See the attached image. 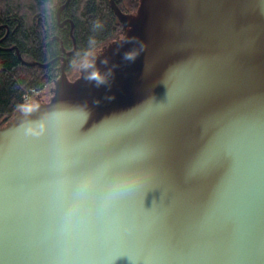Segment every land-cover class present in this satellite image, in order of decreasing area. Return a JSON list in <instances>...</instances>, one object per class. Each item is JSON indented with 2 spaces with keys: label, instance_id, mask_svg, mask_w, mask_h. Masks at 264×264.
<instances>
[{
  "label": "water",
  "instance_id": "1",
  "mask_svg": "<svg viewBox=\"0 0 264 264\" xmlns=\"http://www.w3.org/2000/svg\"><path fill=\"white\" fill-rule=\"evenodd\" d=\"M109 3L111 88L59 56L50 99L27 103L62 117L0 127V264H264V0ZM124 34L147 45L135 62Z\"/></svg>",
  "mask_w": 264,
  "mask_h": 264
},
{
  "label": "trees",
  "instance_id": "2",
  "mask_svg": "<svg viewBox=\"0 0 264 264\" xmlns=\"http://www.w3.org/2000/svg\"><path fill=\"white\" fill-rule=\"evenodd\" d=\"M65 1L55 0V11L48 16L46 0H0V127L12 119L19 104L25 103L24 94L32 93V89L40 93L52 88L61 74V59L57 57L65 56L66 69H71L69 62L73 53L86 48L90 37L98 41L99 50L120 35L122 23L109 0H70L61 12L62 21H67L65 26H60L57 9ZM116 1L125 11L134 7L135 2ZM70 20L74 23L73 36ZM96 20L102 23V28L94 32L92 26ZM73 37L76 47L72 51ZM61 40L68 52L63 50ZM14 45L25 60L57 59L47 67L28 65L19 58L17 50L11 48Z\"/></svg>",
  "mask_w": 264,
  "mask_h": 264
},
{
  "label": "clouds",
  "instance_id": "3",
  "mask_svg": "<svg viewBox=\"0 0 264 264\" xmlns=\"http://www.w3.org/2000/svg\"><path fill=\"white\" fill-rule=\"evenodd\" d=\"M45 9L48 16L52 15L55 11V0H46ZM92 28L95 32L102 28V23L99 20H96L93 23ZM115 44L117 47L114 54L120 53L125 44H133V47L123 51L121 59L126 63L135 62L139 55L147 48L146 43L141 41L139 37L134 35L129 36L127 34L122 35L117 41H115ZM97 45L98 41L95 37H90L87 42V47L75 51L69 63L73 69L79 72L80 78L88 84H92L97 88L107 86L110 89L115 77V69L120 65L113 63L109 56L103 55V52L98 50ZM101 57L103 58L101 59ZM100 65H103L104 67L102 68ZM104 98L111 101L115 96L114 94L106 95ZM100 102L99 99L94 101L95 104H99ZM17 107L22 116L21 128L24 129L28 136L40 137L46 132L47 120L44 118L45 116L51 114L56 118H60L63 115L58 112L54 106V111L48 110L43 113L40 118L33 119V114L39 109L38 104L25 102L19 104ZM83 107L87 110L88 115H90L87 102L84 103ZM65 123L67 122L65 121Z\"/></svg>",
  "mask_w": 264,
  "mask_h": 264
},
{
  "label": "flooded vegetation",
  "instance_id": "4",
  "mask_svg": "<svg viewBox=\"0 0 264 264\" xmlns=\"http://www.w3.org/2000/svg\"><path fill=\"white\" fill-rule=\"evenodd\" d=\"M134 1H135V2H133L134 3V7H128V12L134 11L136 9L138 1H136V0H134ZM63 26H65V25H63ZM66 71H67V76L71 80H74V79H76V78H78L80 76L79 72L76 71L73 68L66 69ZM51 96H52V93H51V90L49 89V90H46V91H44L42 93L37 94L36 96L33 97L32 100L40 99V100H43V101H48Z\"/></svg>",
  "mask_w": 264,
  "mask_h": 264
},
{
  "label": "built area",
  "instance_id": "5",
  "mask_svg": "<svg viewBox=\"0 0 264 264\" xmlns=\"http://www.w3.org/2000/svg\"><path fill=\"white\" fill-rule=\"evenodd\" d=\"M32 93L34 94V96H35V94H39L38 92H35L33 89H32ZM32 93L24 94L23 98H24L25 102L31 101L33 99V94Z\"/></svg>",
  "mask_w": 264,
  "mask_h": 264
},
{
  "label": "rangeland",
  "instance_id": "6",
  "mask_svg": "<svg viewBox=\"0 0 264 264\" xmlns=\"http://www.w3.org/2000/svg\"><path fill=\"white\" fill-rule=\"evenodd\" d=\"M46 90H47V88L43 89L40 93H42V92H44V91H46Z\"/></svg>",
  "mask_w": 264,
  "mask_h": 264
},
{
  "label": "bare ground",
  "instance_id": "7",
  "mask_svg": "<svg viewBox=\"0 0 264 264\" xmlns=\"http://www.w3.org/2000/svg\"><path fill=\"white\" fill-rule=\"evenodd\" d=\"M67 21V20H66ZM6 120V119H5ZM2 122V121H1ZM1 122H0V124H1Z\"/></svg>",
  "mask_w": 264,
  "mask_h": 264
}]
</instances>
